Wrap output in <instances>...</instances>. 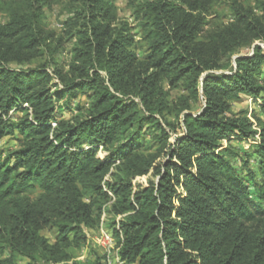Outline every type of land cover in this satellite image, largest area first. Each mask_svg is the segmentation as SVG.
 I'll use <instances>...</instances> for the list:
<instances>
[{"label":"trees","instance_id":"1","mask_svg":"<svg viewBox=\"0 0 264 264\" xmlns=\"http://www.w3.org/2000/svg\"><path fill=\"white\" fill-rule=\"evenodd\" d=\"M221 1L128 0L134 26L112 0H0V264H106L77 259L102 227L126 264H264V0Z\"/></svg>","mask_w":264,"mask_h":264},{"label":"rangeland","instance_id":"2","mask_svg":"<svg viewBox=\"0 0 264 264\" xmlns=\"http://www.w3.org/2000/svg\"><path fill=\"white\" fill-rule=\"evenodd\" d=\"M113 3L117 6L118 11H119V17H121V19H127L130 23H132L134 26H136L137 22L134 20V18L132 17V11L128 6V0H112ZM241 1H248V0H241ZM215 10L221 15L223 16L224 20L227 21L231 18L232 16V10L230 8V3L229 0H223L221 1V3H219L216 7ZM45 18H46V22L48 24V26L52 29L57 30L58 32L61 31L62 28V22L68 17L67 13H62V8L60 6H54L52 8H46V12H45ZM0 20H4V15H0ZM136 28V32H139V28ZM264 46V44H262ZM252 51L251 48H245L241 51V54H247L250 53ZM58 61L60 62V65L63 67L67 68V65L69 63V56L67 53L64 54H59L57 55ZM76 103H81V104H86L88 102V98L87 96H80L76 101ZM201 108V104H196L194 106L193 112L194 113H198L199 110ZM234 109L236 111H240V110H247L249 109V111H252L253 109H256L257 113L260 114L259 110L256 107V104L251 100V99H247V98H243L241 101H238L234 104ZM14 117H18L21 115V113L16 112L13 114ZM62 115V116H61ZM71 115V111L69 110H65L63 111V114H60L59 116L61 117H69ZM263 117V115H261ZM169 119L173 120L174 118L172 116H168ZM182 129H178V134L182 133ZM253 142V141H252ZM238 143L239 146L242 148V151H245L247 149H249L250 144L252 143ZM17 145V141L14 138V136L10 135L7 136L5 138H3L2 140H0V149H2L3 151H8L11 150L13 148H15ZM100 156H103L104 153L100 152L99 153ZM237 167H241V163L237 162L236 163ZM138 183H147L148 182V176L145 177H141L139 179H137ZM38 191H34L33 195H35ZM88 230V229H87ZM46 237H48V239H50V241H54L55 237L57 235L56 230L55 229H46L42 232ZM89 243L86 247H84L83 249H81V251H79L78 253V257L77 259L79 261L82 262H87L89 260L93 259L94 256V252L95 251H99L100 253L103 252V250L101 249V247L95 243V239L97 238L99 232H93V231H89Z\"/></svg>","mask_w":264,"mask_h":264},{"label":"built area","instance_id":"3","mask_svg":"<svg viewBox=\"0 0 264 264\" xmlns=\"http://www.w3.org/2000/svg\"><path fill=\"white\" fill-rule=\"evenodd\" d=\"M53 125L55 126L56 123ZM95 243L103 250L106 264H126L119 256V248L116 246L115 238L104 227L100 229Z\"/></svg>","mask_w":264,"mask_h":264}]
</instances>
